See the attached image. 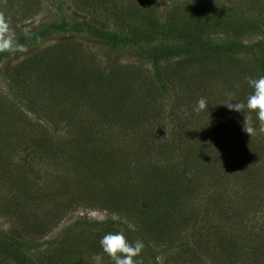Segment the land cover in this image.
Instances as JSON below:
<instances>
[{
	"label": "rangeland",
	"instance_id": "obj_1",
	"mask_svg": "<svg viewBox=\"0 0 264 264\" xmlns=\"http://www.w3.org/2000/svg\"><path fill=\"white\" fill-rule=\"evenodd\" d=\"M175 1L177 0H92L94 9L89 11L85 10L78 0H4L3 11L5 15L10 16L8 21L15 39L17 34L46 27L52 22L61 23L65 21L68 23L85 20L103 29L117 32L119 29L126 31L128 26L122 25L119 18L128 13L129 10H133V7L139 8L143 4H149L148 6L151 5L163 19ZM199 1L220 4L229 9L228 5H231L233 0ZM262 1L263 6L264 0ZM262 6L260 10L264 9ZM227 9L225 22L230 25L235 26L242 23V15L246 16L248 24L252 23L253 19L258 18L259 20L258 28L255 29L258 31L252 35H246L244 38L246 43L258 45L255 47V52L251 55H233V61L235 60L239 64V69L245 73H251L256 67L253 61L257 57L264 60V15L261 14L256 17L255 10L246 11L243 14L232 12L229 20ZM11 16L15 18H11ZM238 16H240V20L236 19ZM132 21L135 19L133 18ZM221 33L222 30L208 35L213 39H219L223 38ZM57 44H59L57 48L61 45H67L82 49L83 54L90 57L92 64L88 66L89 70L93 71L100 65L105 74L99 77L104 81L111 80L109 81L111 83L106 82L105 86L116 91L121 90L116 96L107 98L109 104L112 102L117 104L118 100L124 99L119 105H124L123 107L126 109L121 110L118 105L112 106L113 110L116 108L114 112L119 114L117 118L113 117V111L110 110V112H105L103 120L97 122L98 116L104 108L102 106L95 108L96 101L92 102L93 98L87 97L85 100H81L82 103L78 104L74 111L67 108L64 103L62 105L64 95L76 81L72 80L71 74L66 78L72 81L63 85L48 86L47 83H40L38 75L43 74L38 71L33 77L29 74L31 68L26 72L29 77H33L31 80L19 79L15 82L11 80V74L19 62L40 50ZM104 45L85 36H69L68 33H59L52 36L48 41L22 47L16 56H11L0 63V128H2L0 131L4 134L8 130L4 135L0 132V152L7 154L5 159L11 158L13 161L8 164L11 169L7 172L8 174L5 171V164L0 162V232L12 236V239L23 240L26 245L15 243L17 252L29 251L30 256L38 264H61L63 261H67L65 264H78L80 260L82 261L81 264H96L95 256L101 257L100 264H113V261L103 253L100 244L94 243L107 234V226H109L108 233L125 232V227H127L131 232V236L127 239L134 242L132 236L134 230L129 226L134 227L133 222L138 223V217L127 219L131 216L126 218L125 213L115 210L114 206H110L111 203L109 205L100 202L95 204L90 202L88 197L87 200L76 198L77 202L71 206L67 203L76 189L84 190L87 196L93 183H98L100 180L91 177L97 174L94 173L97 170L91 163L86 160L83 164L76 165L74 163L73 154H77L74 147L76 141H73L75 129H77L76 124L84 125L92 131V135H88L93 139L94 144L97 143L98 145L99 141L101 143L111 142V146L106 143L109 155L114 159L120 156L126 160L124 162L118 158L124 165H130L131 175L116 173L114 174L115 178L108 182L113 187L114 193L122 190L133 192L134 182L132 181L134 179L131 177H138L137 175L143 174L142 170L138 173L135 172V167H140V164L143 163V167L146 168L148 161L160 166H165L169 162L170 165L175 163L174 170H180L182 168L180 164L185 162L188 156L187 151H181L184 144L179 137L185 133V130L180 127L182 125L180 120L185 117L186 109L189 110L194 103L186 101L190 103H187L185 109L181 106L178 98L171 93L170 100L160 98L154 89L152 71L147 62L135 57L132 49L125 53L112 54ZM51 50L52 54L46 55L45 62L55 65L58 74H64L67 71L71 73V69L67 65L70 52L66 51L64 47L60 48V54L53 49ZM131 66L139 69H134L132 72H122L123 68ZM163 66H165L166 75L167 73L170 75V80L177 87V93L180 94L181 89L193 87V82L196 83L198 90H202V87L207 89L205 94H200L199 99L205 98L208 108L199 113V115L204 114V117L198 118V123L192 126L193 130L187 133L191 137L188 145H195L196 147L198 144H202V153H205L206 150L210 149L208 143L198 140L209 136V134L215 136L213 139L219 137L226 143L224 148L226 150L225 159L216 171L221 170L224 164L228 167L230 162L240 164L239 169L230 170L228 177L234 185L233 187L230 184V189L238 190L237 188H241L242 184L238 179L245 177L249 166L255 167L257 173L255 176L258 175L259 180L261 179L260 190L258 191L260 202H255L253 205L244 204L243 206L244 211L250 214L251 227L248 221L236 226L242 236H244L247 228H251L252 232L258 233L260 229L263 232L264 146L259 149L262 153L261 160H257L255 156L248 153L255 145L264 144V134L257 132L255 136H249L243 131L244 115L230 111L224 106L229 99L233 103L245 102L247 96L251 94L243 82V75L231 74L230 80L223 81L219 75L215 74L210 77L209 83L207 81H193L189 72L176 63V60L164 61ZM79 68L80 62L77 60L74 63V70L77 71ZM213 68L214 63L210 65L208 72ZM117 69H120L121 74L117 78H112L111 75ZM135 70L137 71L135 72ZM58 77L61 78V76ZM88 83L89 81L83 84L82 90ZM237 84H239L238 88L235 86ZM197 89L194 91L197 92ZM78 95L79 93L75 94V97ZM49 100L58 107L66 109L65 113L68 112L69 115L64 117L69 116L75 124H63L61 121H56V125L53 126L50 118L51 126L47 120L50 117L49 114L54 112L55 106L51 105V110L48 109ZM131 110L144 113L137 120L130 118L131 125L129 126L124 124L123 120L125 114ZM146 115L150 120H145ZM252 119L254 126L258 129L259 124L254 113ZM94 121L95 124L93 125ZM222 124L226 128L224 130L225 135L230 138L228 142L226 136L220 132ZM104 125L105 129L103 128ZM67 128L71 129L68 130ZM101 129L105 130L107 135H99ZM196 129L202 135L201 138H195ZM201 129H205L204 134ZM171 138L175 139L178 146L173 153L164 150L165 141ZM44 144L47 148L46 151L42 147ZM85 146L89 148L91 144L86 143ZM220 148L222 147L219 146L216 150ZM78 154L80 153L78 152ZM95 166L98 165L95 164ZM205 172L199 184V186L204 187L203 190L199 189V194L193 193L191 200L190 198L185 200L182 204L184 208L190 210L197 203L210 197L216 172L214 168ZM102 183L105 184L103 181ZM190 184L189 187H195L193 181ZM105 188L108 189V187ZM248 193L250 194V191ZM254 194L253 192L251 198H248L253 200ZM100 197L103 199L105 195ZM65 198H67L66 202ZM98 201L102 202V200ZM175 206L177 207L178 204L176 203ZM176 212H179V207L173 213ZM172 216L177 219L181 218L178 215ZM197 219L195 218V220ZM179 221H176L173 226L174 237H180L181 244L184 245L180 246L181 244H179L177 246L178 242L174 240L172 246L165 244L161 248H157V251H161L156 260L157 264H197V257L203 263L210 264L199 248L195 234V222L191 220L188 223L186 220L185 226L177 227ZM224 227L226 231L235 229L229 225ZM142 231L146 236L152 235L146 226ZM258 235L260 234L258 233ZM31 244H38V246L34 250L30 247ZM138 259L142 261V264H152L149 255L145 254L144 251ZM0 264L17 263L12 260L0 261Z\"/></svg>",
	"mask_w": 264,
	"mask_h": 264
},
{
	"label": "trees",
	"instance_id": "obj_2",
	"mask_svg": "<svg viewBox=\"0 0 264 264\" xmlns=\"http://www.w3.org/2000/svg\"><path fill=\"white\" fill-rule=\"evenodd\" d=\"M78 2L85 10L92 11L94 9L92 0H78ZM262 3V0H233L232 4L228 5L229 9H227V6L223 7L220 4L212 2L177 0L163 19L151 5L143 4L139 8L133 7V10H129L128 13L119 18L122 25L128 26L126 31L119 29L117 32L103 29L85 20L68 23L66 21L61 23L52 22L46 27L37 28L24 34H17L15 38V43L19 46L17 50L0 53L1 63L11 56H16L22 47L28 44H38L48 41L52 36L59 33H68L69 36H85L105 44L104 46L112 54L125 53L132 49L131 51L135 57L149 64L152 71V83L154 81V89H156L160 98L170 100V96L173 94L185 109L188 103L186 101L194 103L189 110L186 109L185 117L180 120V124H182L180 127L185 130V133L179 137L184 144L181 151L185 150L188 152L185 162L180 164L182 168L174 170L175 163L170 165L167 162L165 166H160L158 164L154 165L149 161L146 163V168H144L142 163L140 167H135V172L138 173L142 170L143 174L137 175L138 177H131L134 179L132 181L134 182L133 192L126 190L113 192V187L108 182L110 179L113 180L115 178L114 174L116 173L131 175L130 165H124L119 159L124 160V162L126 160L120 156L118 157L119 159L117 157V159H114L109 155L106 143L111 146V142L101 143L99 141L98 145L97 143L94 144L93 139L89 136L92 135V131L84 125L76 124L77 129H75L73 141H76L74 147L77 154H73L74 163L76 165H79V163L83 164L85 160L91 163L97 170V172H94L97 173L96 177L94 175L91 177L100 180L98 183H93L87 196L84 190L76 189L72 194L69 193L71 194V198L68 201V197L65 198V202L67 201L68 205L71 206L77 202L76 198L87 200L88 197V200L95 204L100 202L101 204L109 205L111 203L110 206H114L115 210L125 213L126 218L129 215L131 216V218L127 219L138 217V223L133 222L134 227L129 226L134 230L132 232L133 241L141 240L143 242V251L149 255L152 264H157L156 260L160 254L159 252H161L157 251V248H161L165 244L172 246V241L174 240L178 242L177 246L181 244L182 240L178 236L174 237L173 230V226L178 220L180 221L177 227L185 226L186 220L188 223L191 220L195 222V234L200 246L199 248L210 264H264V231L262 232L260 229L258 232L260 235H258V233L252 232L251 228H247L244 236H242V233L236 226L248 221L251 227V222L249 221L251 219L250 214L244 211L243 206L244 204L253 205L255 202H260L258 191L260 190L261 179L259 180L258 175L255 176L257 174L254 169L255 167L249 166L245 177L243 176L242 179H238L242 184L241 188H237L238 190L230 189V184H232L228 177L230 176V170L239 169L240 164L230 162L228 167L224 164L221 170L216 171L217 167H221L220 165L225 159L226 150L224 148L226 143L219 137L213 139L215 136H210L208 132L209 136L198 140L208 143L210 149L206 150L205 153H202V144H198L196 147L195 145H188L191 137L187 133L193 130L192 126L198 123V118L204 117V114L201 113L199 115V113H196L194 108L197 106L200 94H205L207 89L202 87V90H198L196 83L193 82V87L181 89L182 92L180 94L177 93V87L170 80V75L168 73L166 75L165 66H163L164 61L176 60V63L189 72L193 81H207L209 83L210 77L215 74L219 75L223 81H227L230 80L231 74L237 73L238 76L243 75V82L252 93L253 89L248 85L246 77L259 78L260 76H264V60L257 57V60L253 61L256 66L255 69L251 73H245L239 69V64L235 60L233 61V55H251L255 52V47L258 45L254 43L248 44L244 41V38L246 35H252L258 31L255 29L258 28L259 20L258 18L253 19V22L248 24L246 16L242 15V23L234 26L225 22V15L227 14L226 9L228 10L229 20L232 12L243 14L246 11L255 10L256 17L261 14L264 15V9L260 10ZM3 7L4 0H0V12L5 14ZM10 8L14 9L13 7ZM5 16L7 19L10 17L8 15ZM11 18L15 17L11 16ZM133 18L135 21H132ZM236 19L240 20L241 18L238 16ZM220 30H222L221 34L223 38L213 39L208 35L212 32L218 33ZM58 45L40 50L31 57L19 62L11 74V80L13 82L19 81V79L31 80L36 76L38 71L43 74L38 75L40 83H47L48 86L68 84L72 80H76L64 95L62 105L64 103L67 105V108L74 111L75 107L82 103L81 100H85L87 97L93 98L92 102L96 101L95 108H100L101 106L104 108L102 113L100 112L97 122L103 120L105 112H110V110L113 111V117L117 118L119 114L114 112L116 108L113 110L112 106L118 105L121 110L126 109L123 107L124 105H119L124 99L118 100L117 104L114 102L109 104L107 98L109 96H116L121 90L116 91L105 86V83L111 80L104 81L99 77L105 74L100 65L93 71L89 70L88 66L92 64L91 60L89 56L83 54L82 49H76L67 45H61L57 48ZM61 47L70 52L67 58V61H69L67 65L70 67L71 73L67 71L64 74H58V69L56 71L55 65L45 62L46 55L50 56L52 54L51 49L59 53ZM226 59L228 60L225 61ZM77 60L80 62V68L75 71L74 63ZM213 63V70L208 72L210 65ZM217 65L218 67L215 68ZM29 68H31L29 74L33 77H29L26 73ZM134 69L139 68L135 66L125 67L122 72H132ZM119 70L117 69L111 77L117 78L121 74ZM69 74L73 78L71 81L66 78ZM58 76H61V78L59 79ZM87 81H89L88 85L82 90L83 84L87 83ZM37 83L39 82L37 81ZM123 84L125 86V80ZM195 89L198 91L195 92ZM77 93L79 95L75 97ZM55 95L57 96V94ZM48 104L47 108L50 110L51 105L55 106L54 112L51 111L52 114H49L48 120L46 119L49 122L51 118L53 126L56 125V121H61L63 124H75L69 116L67 118L64 117L65 115H69L68 112L65 113L66 109L58 107L51 103L50 100ZM143 113L131 110L125 114L123 123L130 126V118L137 120ZM145 120H150L148 115L145 116ZM92 124L94 125L95 121ZM221 126L220 132L225 135L224 130L226 128L223 127V124ZM103 128L105 129V125ZM201 130L204 134L205 129ZM7 132L8 130L4 134ZM100 134L107 135L103 129L99 131ZM194 134H196L195 138L202 137L197 129ZM225 136L228 142L230 138L227 135ZM86 143H90L91 146L88 148L85 146ZM218 144L223 149L216 150L219 148ZM263 146L264 144L261 143L255 145L248 154L255 156L257 160H261L262 153L259 149ZM42 147L44 151L47 150L45 144ZM175 148H178L175 139L171 138L165 141L164 150L166 152L173 153ZM142 149L145 148L142 147ZM6 155L0 152V162L5 164V171L7 173L11 171L8 164L13 161L8 156L9 159H5ZM95 164L99 166V169H97L98 166L96 167ZM211 168L215 169L216 176L214 177L210 197L197 203L190 210L184 208L182 204L185 200L188 198L191 200L193 193L199 194L198 190H203L204 187L199 186L201 177L206 173V170L209 171ZM148 170L149 172H147ZM192 181L195 187H189ZM102 184L103 186H101ZM231 186L234 187L233 184ZM105 187H108V189ZM248 191H250V194ZM253 192L255 194L252 200L249 198H251ZM65 194H67L66 191ZM101 195H105V198L101 199ZM98 200H102V202ZM176 203L178 204L179 212L173 213L177 209ZM172 215H178L181 218L177 219ZM195 218L198 219L195 220ZM37 225L39 226V224ZM225 225H229L235 229L226 231ZM145 226L152 235L146 236L143 233L142 230ZM106 229L108 233L109 226ZM124 231L125 236L129 238L131 232L127 227H125ZM12 238V236L0 232V261L8 262L13 260L17 264H38L30 256L29 251L17 252L15 243H22L23 245H26V243L23 240ZM94 243L100 244V240H96ZM65 245L67 246V244ZM183 245L181 244L180 246ZM37 246L38 244H31L30 247L35 250ZM155 250L156 253H154ZM66 262L63 261L61 264H65ZM81 263L82 261L80 260L78 264ZM197 264L205 263L197 257Z\"/></svg>",
	"mask_w": 264,
	"mask_h": 264
},
{
	"label": "clouds",
	"instance_id": "obj_3",
	"mask_svg": "<svg viewBox=\"0 0 264 264\" xmlns=\"http://www.w3.org/2000/svg\"><path fill=\"white\" fill-rule=\"evenodd\" d=\"M19 46L15 43L14 32L3 12H0V53L15 51ZM248 85L253 89L245 102H235L231 99L226 102L230 111L244 115L243 131L253 137L259 132L264 134V76L259 78L246 77ZM237 88L239 84L235 85ZM208 108L207 100L200 98L194 111L200 113ZM256 115L259 127L254 126L252 114ZM100 246L113 264H142L138 259L143 251L144 244L141 240L130 242L123 231L107 233L100 240ZM96 264H100L101 257L95 256Z\"/></svg>",
	"mask_w": 264,
	"mask_h": 264
}]
</instances>
